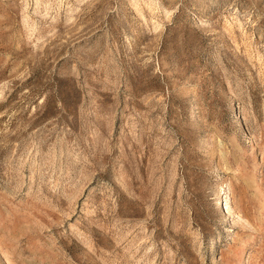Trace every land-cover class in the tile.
<instances>
[{"label":"rangeland","instance_id":"rangeland-1","mask_svg":"<svg viewBox=\"0 0 264 264\" xmlns=\"http://www.w3.org/2000/svg\"><path fill=\"white\" fill-rule=\"evenodd\" d=\"M0 264H264V0H0Z\"/></svg>","mask_w":264,"mask_h":264},{"label":"bare ground","instance_id":"bare-ground-1","mask_svg":"<svg viewBox=\"0 0 264 264\" xmlns=\"http://www.w3.org/2000/svg\"><path fill=\"white\" fill-rule=\"evenodd\" d=\"M218 204H220V203H218Z\"/></svg>","mask_w":264,"mask_h":264}]
</instances>
